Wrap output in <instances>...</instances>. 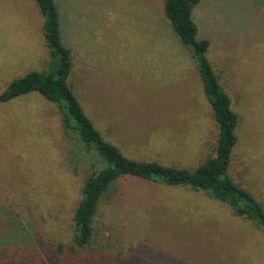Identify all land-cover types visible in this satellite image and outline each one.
Masks as SVG:
<instances>
[{
    "label": "rangeland",
    "instance_id": "1",
    "mask_svg": "<svg viewBox=\"0 0 264 264\" xmlns=\"http://www.w3.org/2000/svg\"><path fill=\"white\" fill-rule=\"evenodd\" d=\"M55 2L74 49L73 90L108 141L131 159L181 168L214 155V114L163 0ZM195 12L240 116L229 174L264 208V0H207ZM44 25L36 0H0V94L46 68ZM92 156L41 95L0 104V206L23 223L11 252L38 251L41 241L71 245L85 179L100 166ZM95 231L109 255L126 260L119 264H264V231L185 188L130 181L101 205Z\"/></svg>",
    "mask_w": 264,
    "mask_h": 264
},
{
    "label": "trees",
    "instance_id": "2",
    "mask_svg": "<svg viewBox=\"0 0 264 264\" xmlns=\"http://www.w3.org/2000/svg\"><path fill=\"white\" fill-rule=\"evenodd\" d=\"M205 1L207 0H163L164 15L178 41L189 51L188 57L197 69L217 126L214 155L195 168H181L156 159H131L96 128L74 92V49L63 41L56 2L36 0L39 11L45 18L44 37L49 60L45 69L33 70L14 79L0 94V104L11 103L32 93L41 95L58 107L65 134L74 132L82 149L93 155L100 162V166L94 168L92 174L85 179L81 199L74 214V234L70 246L50 242L43 245L41 241L37 245L38 251L24 252L17 249L11 252L10 244L21 236L23 223H19L21 220L11 214L6 205L0 206V221L5 225L0 232V264H47L48 258L54 259L53 264L126 262L104 250L99 242V232L95 231V223L101 205L105 201L115 200L124 185L130 181H149L166 187L203 193L228 206L235 215L249 220L257 229L264 231L262 204L229 174L233 153L239 142L237 130L240 116L233 109L232 98L208 57L211 40L200 36L195 11ZM249 4L254 8L252 3ZM6 199L5 195H0V205ZM6 243L10 253H7Z\"/></svg>",
    "mask_w": 264,
    "mask_h": 264
}]
</instances>
